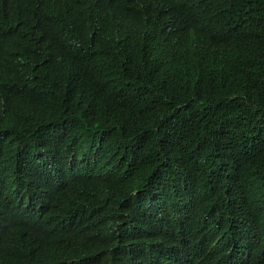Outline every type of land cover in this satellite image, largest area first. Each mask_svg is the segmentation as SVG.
I'll return each instance as SVG.
<instances>
[{
	"label": "trees",
	"instance_id": "obj_1",
	"mask_svg": "<svg viewBox=\"0 0 264 264\" xmlns=\"http://www.w3.org/2000/svg\"><path fill=\"white\" fill-rule=\"evenodd\" d=\"M178 259L264 264V0H0V264Z\"/></svg>",
	"mask_w": 264,
	"mask_h": 264
},
{
	"label": "clouds",
	"instance_id": "obj_2",
	"mask_svg": "<svg viewBox=\"0 0 264 264\" xmlns=\"http://www.w3.org/2000/svg\"><path fill=\"white\" fill-rule=\"evenodd\" d=\"M207 243V249H213L217 243L233 242L235 239L229 237L228 230L224 227H215L212 229H204L202 232V240ZM72 264V263H71ZM177 264H183L179 259Z\"/></svg>",
	"mask_w": 264,
	"mask_h": 264
}]
</instances>
